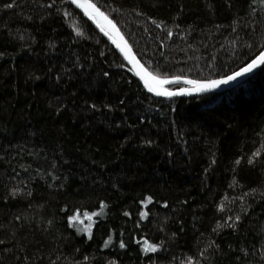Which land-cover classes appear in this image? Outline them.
<instances>
[{"label": "trees", "instance_id": "16d2710c", "mask_svg": "<svg viewBox=\"0 0 264 264\" xmlns=\"http://www.w3.org/2000/svg\"><path fill=\"white\" fill-rule=\"evenodd\" d=\"M90 1L169 79L264 50V0ZM0 264H264V67L155 98L69 1L0 0Z\"/></svg>", "mask_w": 264, "mask_h": 264}, {"label": "snow or ice", "instance_id": "6c2138e0", "mask_svg": "<svg viewBox=\"0 0 264 264\" xmlns=\"http://www.w3.org/2000/svg\"><path fill=\"white\" fill-rule=\"evenodd\" d=\"M72 3H75L77 7L83 8L86 15L89 16L90 19H93L96 21L97 26L100 28L102 32L108 38L116 45L117 48L120 49L121 53L124 56V59L128 61L129 64L132 65V68L130 69L133 71L134 75L137 76L142 82L144 87L147 89L148 92L154 93L156 96H166V97H173V96H182V95H189L193 90L196 92H205L209 90L210 88L218 87L221 84H227L230 81H234L237 79V77H241L245 75L246 73H250L254 68H256L259 65H264V52H261L257 59L253 60L250 64L247 65V67L242 68L240 71L234 73L233 75H230L227 77V79H220V80H213L208 83H202L197 80H184L183 83L186 85H191V88H180L179 91H171L166 86L170 84H177L180 83V77H175L173 79H169L166 76L162 77L159 73L150 71L147 67H145L143 64L140 63L139 60L136 59V57L133 55L131 49L127 46L126 43H122L123 37H120L118 32L114 35L112 31H109L108 28L105 27V23L113 30H115V25L112 24V21L108 20L106 16H104L103 13L99 12V9L96 8L93 4H84L79 3L78 0H71ZM13 5L8 4L6 7L11 8ZM97 17H102L104 23L100 22V19ZM80 34V33H78ZM171 35V34H169ZM107 75V73H105ZM149 201L151 200V197L148 198ZM101 207H104L102 204ZM88 214L85 213V216ZM125 215H128V213H125ZM142 216L146 215L144 213H141ZM121 248H124L125 245L123 242L120 244ZM145 251H155L154 246H148L145 248Z\"/></svg>", "mask_w": 264, "mask_h": 264}, {"label": "water", "instance_id": "95a60500", "mask_svg": "<svg viewBox=\"0 0 264 264\" xmlns=\"http://www.w3.org/2000/svg\"><path fill=\"white\" fill-rule=\"evenodd\" d=\"M67 1H69L70 2V4H72L88 21H89V23L95 28V30L99 33V35L114 49V51L119 55V57L121 58V60L124 62V64L126 65V67L130 70L131 68H132V65L131 64H129L128 63V61L127 60H125L124 59V56H123V54L121 53V51H120V49L119 48H117L116 47V45L108 38V36H106L105 34H104V32H102L101 30H100V28L97 26V23H96V21L95 20H93V19H90L89 18V16L88 15H86L85 14V12H84V9L83 8H79V7H77L76 6V4L75 3H72L71 2V0H67ZM78 2L79 3H84V4H93L90 0H78ZM94 5V4H93ZM96 8H98L97 6H96ZM99 9V8H98ZM99 12H101V13H103L100 9H99ZM104 14V13H103ZM104 16H106L105 14H104ZM107 17V16H106ZM98 19H100V22L101 23H104V21H103V18L102 17H97ZM108 18V17H107ZM108 20H110V21H112L111 19H109L108 18ZM112 24H114L115 25V23L112 21ZM105 27L106 28H108V30L109 31H112L113 32V34L115 35L117 32H118V34H119V36L120 37H123V41H122V43H126L127 44V46L131 49V51H132V53H133V55L135 56V54H134V52H133V50H132V48L130 47V45H129V43L127 42V40L125 39V37L123 36V34L120 32V30L118 29V27L115 25V30H113L112 28H111V26H109V25H107L106 23H105ZM261 52H264V50L263 51H261ZM260 52V53H261ZM260 53L253 59V60H255V59H257L258 58V56L260 55ZM136 57V56H135ZM136 59H137V57H136ZM138 60V59H137ZM253 60H251L248 64H250ZM247 64V65H248ZM247 65H245L244 67H247ZM244 67H242V68H244ZM264 67V65H259V66H257L256 68H254L250 73H246L245 75H243V76H241V77H237V79L236 80H234V81H230L229 83H227V84H221V85H219L218 87H215V88H210L209 90H207V91H205V92H196L195 90H193L192 92H191V94H189V95H182V96H173V97H171V98H169V97H166V96H160V97H158V96H156L154 93H150V92H148L147 91V89L144 87V85H143V82L137 77V76H135L134 75V73H133V71H131L132 73H133V75L135 76V78H136V80L138 81V83L140 84V86L144 89V91L148 94V95H150V96H152V97H155V98H160V99H169V100H172V99H192V98H201V97H206V96H209V95H212V94H220V93H223V92H225V91H228V90H231V89H233V88H235V87H237L238 85H240L241 83H243L244 81H246L247 79H249V78H251L253 75H255L258 71H260L262 68ZM241 68V69H242ZM240 69V70H241ZM240 70H238V71H240ZM237 71V72H238ZM236 73V72H235ZM234 74V73H233ZM233 74H231V75H233ZM230 76V75H229ZM228 77V76H227ZM227 77H224V78H221V79H227ZM181 80V82L180 83H177V84H170V85H167L166 87L168 88V87H172V86H177V87H179V89L180 88H191V85H186V84H184L183 83V81L184 80H186V79H180ZM188 80V79H187ZM217 80H220V79H217ZM213 81V80H212ZM208 82H210V81H203L202 83H208ZM179 89H177V90H175V91H179Z\"/></svg>", "mask_w": 264, "mask_h": 264}, {"label": "rangeland", "instance_id": "374dc122", "mask_svg": "<svg viewBox=\"0 0 264 264\" xmlns=\"http://www.w3.org/2000/svg\"><path fill=\"white\" fill-rule=\"evenodd\" d=\"M168 89H169V87H168ZM170 90V89H169ZM173 91H175V90H173Z\"/></svg>", "mask_w": 264, "mask_h": 264}]
</instances>
